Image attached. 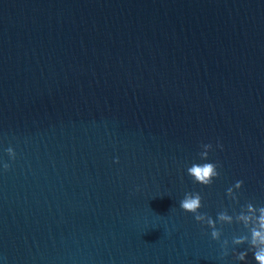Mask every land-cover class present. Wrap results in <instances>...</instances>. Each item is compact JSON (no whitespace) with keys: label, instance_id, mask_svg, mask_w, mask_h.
<instances>
[{"label":"water","instance_id":"obj_1","mask_svg":"<svg viewBox=\"0 0 264 264\" xmlns=\"http://www.w3.org/2000/svg\"><path fill=\"white\" fill-rule=\"evenodd\" d=\"M193 191L264 205V0H0V264H245Z\"/></svg>","mask_w":264,"mask_h":264},{"label":"clouds","instance_id":"obj_2","mask_svg":"<svg viewBox=\"0 0 264 264\" xmlns=\"http://www.w3.org/2000/svg\"><path fill=\"white\" fill-rule=\"evenodd\" d=\"M217 147L223 148V145L217 142ZM201 151L198 153L200 161H193L186 168L188 176L193 183L203 186H209L213 183L214 178L220 175L218 161H208L209 151L213 149L211 143H202ZM9 157L14 159L15 152L12 147L6 149ZM4 170L9 168V164L4 162L2 165ZM243 181L237 180L226 189V196L234 203H239V190L242 188ZM202 195L200 192H185L183 198L179 201V207L193 214L194 219L206 224L210 231L212 240L220 241L221 257L229 254V240L227 238L221 240L222 227L225 224H238L243 231L239 235L231 237V254L236 261L245 262L247 264L248 254H252L254 264H264V205H254L252 202L241 204L239 210L235 208L229 213L227 208L217 212L216 218L213 219L206 213H202L199 209L202 205ZM220 225V227H217ZM247 245L243 250H237L236 246Z\"/></svg>","mask_w":264,"mask_h":264}]
</instances>
